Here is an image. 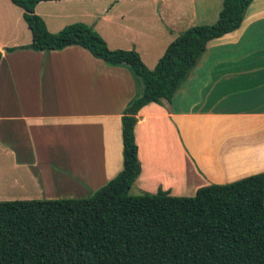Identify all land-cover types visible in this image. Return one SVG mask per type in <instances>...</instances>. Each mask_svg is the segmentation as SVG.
I'll list each match as a JSON object with an SVG mask.
<instances>
[{"label": "crops", "instance_id": "crops-1", "mask_svg": "<svg viewBox=\"0 0 264 264\" xmlns=\"http://www.w3.org/2000/svg\"><path fill=\"white\" fill-rule=\"evenodd\" d=\"M221 6L48 0L34 11L51 32L69 24L60 18L79 17L110 49L133 48L152 69L180 32L214 23ZM22 20L21 10L0 37V201L88 198L122 169L121 116L142 83L126 65L78 45L4 51L30 43ZM136 117L140 173L130 191L193 196L264 172V0L250 2L237 29L207 42L171 100L149 102Z\"/></svg>", "mask_w": 264, "mask_h": 264}, {"label": "trees", "instance_id": "trees-1", "mask_svg": "<svg viewBox=\"0 0 264 264\" xmlns=\"http://www.w3.org/2000/svg\"><path fill=\"white\" fill-rule=\"evenodd\" d=\"M10 1L22 9L31 41L4 51L78 45L110 66L126 65L142 92L122 112V169L90 197L0 201V264H264V172L193 196L129 192L140 173L137 112L171 100L207 42L237 29L252 0H222L214 23L180 32L152 69L135 49H110L84 22L48 31L34 11L48 0Z\"/></svg>", "mask_w": 264, "mask_h": 264}, {"label": "rangeland", "instance_id": "rangeland-1", "mask_svg": "<svg viewBox=\"0 0 264 264\" xmlns=\"http://www.w3.org/2000/svg\"><path fill=\"white\" fill-rule=\"evenodd\" d=\"M108 2V1H107ZM105 2V3H107ZM104 4V6H106ZM96 7V6H95ZM90 9H93V8H90ZM88 10V11H91V10ZM123 9L125 11H127V9H130L128 11L132 12V10H135L136 11V8L135 6H129L128 8L126 7H123ZM21 8L14 5L10 0H3L1 3H0V37L2 38V40L4 39V36H5V31L9 30L11 31V29L14 28V19L16 18V16L21 12ZM78 12L75 11L74 14H77ZM76 19H79V17H74V18H60L61 21L65 22V23H72V21H77ZM50 23V22H49ZM22 24L24 26V29H21L19 30V33H21L22 35L23 34H26L27 32V36H31L30 35V31H29V28L26 24V22L24 20H22ZM18 28V27H17ZM47 28V26H46ZM19 29V28H18ZM47 30L49 31V29L47 28ZM59 31V30H58ZM51 32V31H50ZM54 33V32H53ZM6 40V39H5ZM127 45V44H126ZM121 49H124V48H121ZM133 49V48H131ZM145 64V63H144ZM146 65V64H145ZM147 66V65H146ZM148 67V66H147ZM149 68V67H148ZM131 194L135 195L137 194V192H135L134 190H131L129 191Z\"/></svg>", "mask_w": 264, "mask_h": 264}]
</instances>
